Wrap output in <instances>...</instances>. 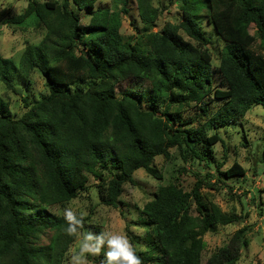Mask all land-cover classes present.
Listing matches in <instances>:
<instances>
[{
    "label": "trees",
    "instance_id": "16d2710c",
    "mask_svg": "<svg viewBox=\"0 0 264 264\" xmlns=\"http://www.w3.org/2000/svg\"><path fill=\"white\" fill-rule=\"evenodd\" d=\"M99 1L29 0L22 14L5 21L35 16L46 29L38 45H27L21 65L25 75L40 70L47 93L32 99L21 92L9 60L0 57V79L25 108L13 116L0 103V264H66L78 235L91 227L90 216L75 213L82 227L69 235L64 214L50 207L65 206L92 186L103 204L117 207L137 170L163 179L155 160L171 159L173 148L183 162L207 167L208 178L214 169L227 178L246 174L236 161L221 171L212 150L225 144L223 129L241 125L252 107L264 108V0H206L207 22L225 43L218 63L224 87L214 84L199 0H177L178 22L157 31L150 27L161 6L135 0L142 24L135 35L122 31L127 0L120 8L96 7ZM127 79L136 87L116 95L114 83ZM213 101H221L215 111ZM194 105L197 115L186 118ZM205 180L199 176L187 190L175 177L143 205L154 244L136 250L142 264L239 261L249 244L246 226L202 263L204 235L240 220L202 191L210 185Z\"/></svg>",
    "mask_w": 264,
    "mask_h": 264
},
{
    "label": "rangeland",
    "instance_id": "374dc122",
    "mask_svg": "<svg viewBox=\"0 0 264 264\" xmlns=\"http://www.w3.org/2000/svg\"><path fill=\"white\" fill-rule=\"evenodd\" d=\"M45 1V0H38ZM62 1V0H60ZM203 10L201 23L204 31L211 39L210 46L213 51L214 84L224 87L218 71L219 52L224 46L223 40L218 36L213 24H208L206 17V0H199ZM29 0H0V57L9 60L7 65L15 71L14 81L18 89L32 98L38 99L47 93L46 80L40 70H33L25 75L21 61L27 49V45H38L43 39L46 29L39 25L35 16L27 18L21 23H6V19L22 14L28 6ZM125 0H100L96 7H122ZM162 9V14L156 23L150 27V31L160 30L166 22H178L180 13L177 0H154ZM73 7V5H72ZM128 13L123 15L122 31L126 35H135L137 28L142 27L137 3L135 0H127ZM82 22H88L89 15L86 10L80 11ZM39 46H34L37 49ZM0 60V71L3 68ZM136 87L133 79L118 80L113 89L116 95H121L127 88ZM7 104V108L13 116H20L25 108L23 101L13 91L8 90L0 79V103ZM221 101L211 103L212 111H215ZM199 111L195 105L183 113L186 118L197 115ZM225 144L218 142L213 148L215 165L219 164L221 171H225L235 161L245 169L244 176L225 177L216 169L210 173L213 177H206L210 171L203 165H191L178 158L176 148L171 150L172 158L166 159L158 156L155 160L160 168L163 179L150 176L144 169H139L134 174L135 183H126L120 196L117 207L107 206L101 202L97 189L92 186L88 193L73 199L65 206L56 205L50 207L52 212L64 214L66 208L74 213L90 216L91 227L78 235L77 240L71 246L66 264H70L71 256L80 249L84 234L91 232L120 233L125 234L136 250L149 249L154 244L152 226L141 212L143 205L153 199V193L160 184L178 178L185 189L191 190L199 176L210 185H202V191L213 199L227 212H235L240 216L237 223L220 225L217 231L204 235L206 248L202 253L204 263L213 252L228 243L233 234L242 227H247L249 244L243 246L239 261L236 264H264V108L260 105L252 107L244 121L231 130H222ZM222 179L221 182L217 178ZM93 179H90V183ZM51 232L42 237V242L47 244ZM107 249L99 255L87 257V264H97L106 261Z\"/></svg>",
    "mask_w": 264,
    "mask_h": 264
},
{
    "label": "clouds",
    "instance_id": "9594fccd",
    "mask_svg": "<svg viewBox=\"0 0 264 264\" xmlns=\"http://www.w3.org/2000/svg\"><path fill=\"white\" fill-rule=\"evenodd\" d=\"M64 217L68 222V234L76 235L82 227V219L70 208L64 210ZM105 248L107 264H142L141 257L125 234L91 232L84 234L80 249L71 256L70 264H87L89 255H99Z\"/></svg>",
    "mask_w": 264,
    "mask_h": 264
}]
</instances>
